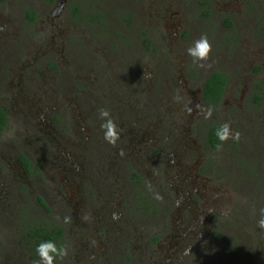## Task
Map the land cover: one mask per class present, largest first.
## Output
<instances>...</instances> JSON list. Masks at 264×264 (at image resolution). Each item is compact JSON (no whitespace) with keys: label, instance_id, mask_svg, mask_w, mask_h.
Wrapping results in <instances>:
<instances>
[{"label":"rangeland","instance_id":"rangeland-1","mask_svg":"<svg viewBox=\"0 0 264 264\" xmlns=\"http://www.w3.org/2000/svg\"><path fill=\"white\" fill-rule=\"evenodd\" d=\"M73 1H0V264H38L26 228L41 220L65 231L55 264H264V4L210 0L206 16L199 0H87L102 27ZM215 70L229 82L211 108ZM216 122L240 139L212 149Z\"/></svg>","mask_w":264,"mask_h":264},{"label":"trees","instance_id":"trees-1","mask_svg":"<svg viewBox=\"0 0 264 264\" xmlns=\"http://www.w3.org/2000/svg\"><path fill=\"white\" fill-rule=\"evenodd\" d=\"M5 1V0H0ZM49 2H53L54 0H48ZM87 0H76L73 1L74 3L71 6V15L74 19L83 21L86 20L87 22H94L96 23L98 20L102 24L103 27V17L101 19L98 13L94 12H86L87 10L85 4ZM264 4V0H260ZM251 2V1H250ZM199 5L203 8L205 7V15L208 16L210 14L209 9L210 0H199ZM255 5V4H254ZM91 9V7H90ZM28 14L30 15L32 20L36 19V14L34 11H29ZM227 26L232 27L233 21L230 17H225L224 19ZM105 26V25H104ZM110 33V32H108ZM119 36H123L120 32L116 31ZM147 43H150V39L145 40ZM229 76L227 73L222 72L220 70H215L211 72L204 83V101L206 104L212 107H217L222 101L226 88L228 86ZM258 85V84H256ZM260 87V85H258ZM258 88V87H256ZM261 94L256 90L254 92V103L260 104L261 103ZM9 123V118L7 111L0 107V135L6 129ZM221 124L213 123L206 129V141L208 146L212 149H216L218 144L222 142L216 136V131L220 128ZM23 164L26 166L27 171L30 173L32 171L31 162L25 156L22 157ZM133 178H135L136 183H142L141 177L138 172H133ZM142 200H145L144 196H142ZM43 206L47 207V204L42 199L41 200ZM48 208V207H47ZM26 236L29 239L30 249L33 254H35L36 258L39 256L36 253V246L43 242L52 240L54 241L58 247L64 246V235L65 231L62 227L53 223L48 220H41L36 221L33 224H29L26 228Z\"/></svg>","mask_w":264,"mask_h":264},{"label":"clouds","instance_id":"clouds-1","mask_svg":"<svg viewBox=\"0 0 264 264\" xmlns=\"http://www.w3.org/2000/svg\"><path fill=\"white\" fill-rule=\"evenodd\" d=\"M212 51L211 42L208 40L206 35H202L198 40H196L193 46L187 49V54L193 57L194 61L204 62L210 58ZM100 115L105 119V122L102 124V127L105 130V140L113 145L116 144L119 139V132L117 130V125L114 120L111 118V114L109 111L105 109L100 110ZM211 116V110L209 109L205 113V118ZM216 136L219 140L223 142H227L229 139L231 140H239L240 134L238 132H233L231 126L225 122L220 128L216 131ZM222 143L217 145V149L222 147ZM157 198L160 199L159 195ZM82 219H87V216L82 217ZM72 222L71 216L64 217V223L70 224ZM258 226L261 229H264V218L258 221ZM36 253L39 256L38 264H55L57 258L63 259L68 255V249L66 246L58 247L57 244L52 241H43L36 246Z\"/></svg>","mask_w":264,"mask_h":264},{"label":"flooded vegetation","instance_id":"flooded-vegetation-1","mask_svg":"<svg viewBox=\"0 0 264 264\" xmlns=\"http://www.w3.org/2000/svg\"><path fill=\"white\" fill-rule=\"evenodd\" d=\"M226 90H227V88H226ZM203 93H204V86H203ZM225 93H226V91H225ZM225 93H224V96H225ZM203 96V101H204V95H202ZM224 96H223V98H222V101H221V103L219 104V106L222 104V102H223V99H224ZM205 102V101H204ZM206 104V103H205ZM206 105H208V104H206ZM209 106V105H208ZM219 106H217V107H219ZM209 107H211V108H217V107H212V106H209ZM7 114H8V112H7ZM143 182V181H142ZM139 185L140 186H142L143 184L141 183H139ZM140 192H141V194H140ZM140 192H139V206L144 210V209H146L147 208V204L148 205H150L149 203H148V199L146 198V196H145V191H144V189H140ZM142 196H144V198H145V200H142ZM146 204V206H144ZM148 208H149V206H148Z\"/></svg>","mask_w":264,"mask_h":264}]
</instances>
